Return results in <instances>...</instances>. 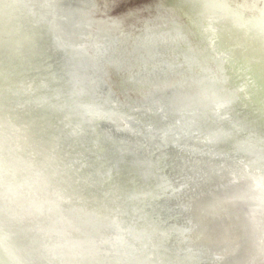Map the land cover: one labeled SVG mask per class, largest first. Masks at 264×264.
<instances>
[{
    "label": "water",
    "instance_id": "water-1",
    "mask_svg": "<svg viewBox=\"0 0 264 264\" xmlns=\"http://www.w3.org/2000/svg\"><path fill=\"white\" fill-rule=\"evenodd\" d=\"M43 1L23 0L29 13L26 18L34 20L33 24L25 20L23 27L34 31L31 37L37 40L38 52L30 56L21 52L19 60L0 55V74L6 80L18 81L39 76L43 85L36 84L33 93L40 92L41 111L36 109L37 116L53 119V115L60 118L62 112H68L75 123H80L73 131L62 124L56 130L63 142L77 145L72 158H79L75 165L79 173L89 171L85 165H92L91 171L101 174L98 181L104 184L115 177L133 187L144 182L146 191H138L136 197L154 194L153 207L162 203L160 214L155 212L153 216L165 224H184L191 219L190 214L172 203L173 193L164 196L160 191L165 176L172 184L187 181L191 189L192 185L213 180V169H217L207 170L203 161L198 168L194 158L209 157H201L199 152L207 155L211 151L210 158L217 163L252 157L244 147L235 148L237 143L224 148L222 139L218 140L224 135L239 142L252 139L264 153V105L246 86L238 90L234 72L223 62L224 57L241 61L237 63H244L251 77L264 84V50H256L251 44V29H246V34L227 20L208 19L213 1L53 0L47 7ZM204 22L219 29L218 36L213 35L218 41L215 44L209 43L211 32L203 27ZM236 42L238 45H234ZM247 45L253 49H245ZM220 66L224 67V76ZM261 89L264 94V85ZM14 90L12 87L10 94ZM21 96L18 91V101L13 102L21 103ZM53 98L55 105L51 103ZM89 104L95 110L111 109L113 120H105L106 116L86 118L82 107ZM201 126L213 133L219 131L218 138L197 139L202 136L198 134ZM183 160L195 161L190 169L195 180L170 177L171 171H166L170 168L166 162L177 169ZM139 214L140 210L136 217ZM176 237L170 239L175 249L197 250L201 258L198 264H212L214 258L204 255L194 237L175 242ZM0 264H6L1 257Z\"/></svg>",
    "mask_w": 264,
    "mask_h": 264
},
{
    "label": "bare ground",
    "instance_id": "bare-ground-1",
    "mask_svg": "<svg viewBox=\"0 0 264 264\" xmlns=\"http://www.w3.org/2000/svg\"><path fill=\"white\" fill-rule=\"evenodd\" d=\"M208 1H213L208 19L227 20L246 34V29H251V44L256 50H264V0ZM43 2L45 6L53 0ZM26 14L29 13L23 0H0L1 56L12 55L19 60L21 52L29 56L38 52L37 40L31 37L34 31H25L23 27L25 20L34 23ZM205 22L203 27L211 32L209 43L215 44L218 41L213 35L219 29L205 26ZM210 56L214 58L213 53ZM243 60H248L246 54ZM223 62L234 72L238 90L246 86L264 105V84L251 77L245 64L241 63V67V61L225 57ZM220 67L224 76V67ZM38 77L18 81L6 80L0 74V257L6 264H198L199 251L176 250L170 241L173 236H177L175 242H187L194 237L204 255L214 258L212 264H264V153L252 139L239 142L230 135L218 138L219 131L213 133L201 126L198 134L202 136L197 139L211 141L217 137L219 142L222 139L224 148L237 143L235 148L244 147L252 157L219 163L214 160V165L211 151L207 155L199 152V156L209 157L194 158L199 162L198 168L205 164L207 170L217 169H213V180L192 185L191 189L187 181L172 184L165 176L160 191L164 196L173 193L172 203L191 216L188 223L165 224L153 216L163 209L162 203L153 207L154 194L136 197L138 191H146L148 186L144 182L133 187L115 177L104 184L98 181L101 174L91 171L92 165H85L89 171L79 173L75 166L79 158H72L77 145L73 147V141L63 142L62 134L56 130L62 124L73 131L80 123H75L68 112H62L60 118L53 115V119L37 116L40 92L33 93L36 84L43 85ZM18 91L23 95L21 103L13 102L18 101ZM51 103L55 105L56 99ZM89 107L94 106L82 107L86 118L113 120L111 109ZM69 139L72 140L70 136ZM259 155L263 157L256 158ZM173 156L174 153L169 158ZM192 160H183L177 169L166 162L170 164L166 171H171L170 177L193 179ZM125 178L129 179L127 175ZM148 198L151 202L146 209ZM125 201L131 203V208ZM139 210L142 214L138 218L135 214Z\"/></svg>",
    "mask_w": 264,
    "mask_h": 264
},
{
    "label": "rangeland",
    "instance_id": "rangeland-1",
    "mask_svg": "<svg viewBox=\"0 0 264 264\" xmlns=\"http://www.w3.org/2000/svg\"><path fill=\"white\" fill-rule=\"evenodd\" d=\"M261 223H262V222H261ZM261 225H263V223H262Z\"/></svg>",
    "mask_w": 264,
    "mask_h": 264
}]
</instances>
